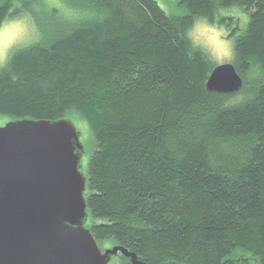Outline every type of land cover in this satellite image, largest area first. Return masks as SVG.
<instances>
[{
    "label": "trees",
    "instance_id": "trees-1",
    "mask_svg": "<svg viewBox=\"0 0 264 264\" xmlns=\"http://www.w3.org/2000/svg\"><path fill=\"white\" fill-rule=\"evenodd\" d=\"M60 1L53 14L71 15L0 67V115L88 123L98 244L146 264H264V0H182V15L156 0ZM14 2L0 0V21ZM234 6L245 29L217 18ZM199 16L234 25L238 94L207 89L216 66L184 38Z\"/></svg>",
    "mask_w": 264,
    "mask_h": 264
},
{
    "label": "water",
    "instance_id": "water-1",
    "mask_svg": "<svg viewBox=\"0 0 264 264\" xmlns=\"http://www.w3.org/2000/svg\"><path fill=\"white\" fill-rule=\"evenodd\" d=\"M244 85L232 63L216 66L210 92ZM82 133L69 120H12L0 126V264H110L122 246L103 251L87 227Z\"/></svg>",
    "mask_w": 264,
    "mask_h": 264
},
{
    "label": "rangeland",
    "instance_id": "rangeland-1",
    "mask_svg": "<svg viewBox=\"0 0 264 264\" xmlns=\"http://www.w3.org/2000/svg\"><path fill=\"white\" fill-rule=\"evenodd\" d=\"M58 2L60 6H64L60 0H15L14 6L12 8V12H15L18 9L20 12L10 18H24L26 21V32L24 38L21 42L16 44L9 52L6 59L0 61V67H2L10 57L11 53L16 49H21L23 47L29 46L38 41V39H42L45 31V26L48 28L53 27L54 25H60V23L64 22L65 19L71 15L70 11L64 7H60L61 12L53 14L51 10L52 7L56 6ZM158 4L162 7L169 14L173 15H182L186 13V9L181 4L182 0H156ZM55 3V4H54ZM26 5H31L30 11L25 9ZM55 9V8H54ZM34 13V17L32 13ZM26 13V14H25ZM62 13H65L64 15ZM36 15L40 17V19L46 24L38 26L36 22ZM234 18L235 23L240 27V29H245L247 24L249 23L250 16L246 13L241 7L234 6L226 9H222L218 12L217 18ZM223 27L227 28L228 30V38L233 42V49H232V56L230 58H225L221 60H212L210 57V61L212 62L213 66L223 65L227 63H232L234 60V45L235 39L231 38V29L234 27L227 26V24H223ZM66 120L71 121L79 132L82 133L81 135V143L84 146V154L80 162V170L81 172L87 177L89 173V162L91 156L94 152V136L92 130L88 123L81 118L80 115L73 112L68 114L65 117ZM13 119L10 117L0 115V126H4L8 122L12 121ZM88 221H91L90 219ZM100 248L105 251L106 249L112 248L109 242H104L103 244L99 245ZM117 257H114L110 264H115V260Z\"/></svg>",
    "mask_w": 264,
    "mask_h": 264
},
{
    "label": "clouds",
    "instance_id": "clouds-1",
    "mask_svg": "<svg viewBox=\"0 0 264 264\" xmlns=\"http://www.w3.org/2000/svg\"><path fill=\"white\" fill-rule=\"evenodd\" d=\"M26 21L24 18H7L0 21V61L7 58L10 50L24 38ZM228 30L214 16H199L192 20L184 32L193 49H199L212 60L232 56L233 42L228 38Z\"/></svg>",
    "mask_w": 264,
    "mask_h": 264
}]
</instances>
